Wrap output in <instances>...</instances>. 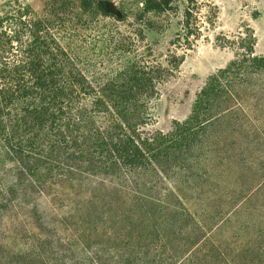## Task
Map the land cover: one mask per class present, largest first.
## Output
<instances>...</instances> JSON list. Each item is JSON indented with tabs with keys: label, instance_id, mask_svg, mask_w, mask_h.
<instances>
[{
	"label": "rangeland",
	"instance_id": "rangeland-1",
	"mask_svg": "<svg viewBox=\"0 0 264 264\" xmlns=\"http://www.w3.org/2000/svg\"><path fill=\"white\" fill-rule=\"evenodd\" d=\"M52 1L0 0V19L26 5L34 15H50ZM88 2L84 11L79 8L80 1L72 0L75 5L69 6L57 0L56 5L65 8V20H71L66 27L57 25V31L95 87L135 60L172 69L150 105L144 133L167 134L175 122L187 120L209 79L232 61L248 56L243 39L248 45L252 36L254 55L264 56V0H200L194 10L192 35L185 30L184 2L150 13L143 11L144 0ZM101 4L113 14L104 15L98 10ZM231 93V111L207 128L203 142L195 145V157L184 152L182 164L172 169L167 179L150 180L153 183L147 186L153 193L160 191V196L181 191L178 219L187 217L186 213L192 216V225L179 234V251L168 250L164 259L183 256L189 264L209 250V240L222 250L228 247V264H234L236 255L250 261L254 252L264 259V72L242 73ZM45 165L55 171L50 183L24 190L18 184L14 162L0 147V193L6 195L11 188L17 191L16 198L7 195L10 202H5L6 197L1 202L0 198V264H98L96 250L118 245L119 251H109L114 258L127 248L124 223L114 225L112 220L97 217L86 222V206L76 200L77 195L86 196V183H100L107 189L119 186L106 177L86 176V170L71 175L77 184L72 186L63 176L71 174L73 164ZM138 172L136 184H130L132 179L124 172L119 177L120 185L134 190L143 187L148 175H156L155 171L147 175L144 168ZM202 215L209 219L204 228L198 224L206 225ZM138 221L136 217L133 224L138 237L149 236L156 245H165L161 243L172 237L160 240L153 234L152 221L147 226ZM197 238L199 247L193 245ZM155 254L156 246L150 255ZM174 260L168 264H174Z\"/></svg>",
	"mask_w": 264,
	"mask_h": 264
},
{
	"label": "trees",
	"instance_id": "trees-1",
	"mask_svg": "<svg viewBox=\"0 0 264 264\" xmlns=\"http://www.w3.org/2000/svg\"><path fill=\"white\" fill-rule=\"evenodd\" d=\"M59 1L62 5H75L72 0ZM77 1L79 8L86 11L88 0ZM178 1L187 4L185 30L192 35L194 10L200 0H144L143 11H165ZM56 2L52 1L49 7L50 15H34L31 6L26 5L0 19V147L14 162L18 184L24 190L40 189L50 183L55 171L46 162L73 164L71 174L63 176L72 186L77 184L71 175L84 170L86 176L106 177L119 186L107 189L100 183H86V196L76 197L78 204L86 206V222L97 217L112 220L114 225H126L127 248L114 258L109 251L114 248L119 251L118 245L96 250L94 257L98 264H137L135 259L138 264H168L174 257L164 259V253L179 251L176 244L181 241L179 234L192 225V216L186 213L187 217L178 219L181 214L177 210L182 208L183 200L181 191L160 196V191L153 193L147 186L153 183L150 180L167 179L169 172L182 164L184 152L195 157V145L203 142L207 128L222 121L231 111V92L238 77L252 70L264 72V56L254 55L252 36L248 45H244L247 39H243L248 56L232 61L209 79L187 120L175 122L167 134L144 133L142 127L148 124L150 105L172 69L135 60L95 87L80 67L79 58L61 42L57 25L66 27L71 20H65V8ZM98 10L106 16L113 14L103 4ZM188 44L191 46L190 41ZM65 145L69 148H64ZM143 168L147 175L151 171L156 174L148 175L143 187L130 190L129 186L120 185L119 177L124 172L132 179L130 184H136L138 171ZM16 193L12 188L6 195L0 193L1 202L4 197L5 202H10L7 197L16 198ZM202 216L206 225L198 224L204 228L209 219ZM136 217L140 225L147 226L152 221L153 234L160 240L172 237L161 243L165 245L154 244L149 236L138 237L133 227ZM190 235L193 236V231ZM199 240L193 245L199 247ZM211 242L206 245L209 250L204 251L203 257L198 254L196 261L189 264H228V247L222 250V246L216 247ZM154 246L156 254L151 256ZM182 257L175 258L174 264H187L189 260ZM251 257L247 261L236 255L233 263L264 264L259 252Z\"/></svg>",
	"mask_w": 264,
	"mask_h": 264
}]
</instances>
